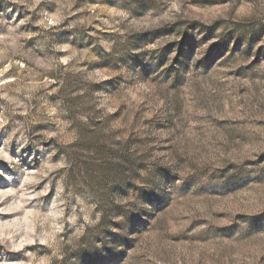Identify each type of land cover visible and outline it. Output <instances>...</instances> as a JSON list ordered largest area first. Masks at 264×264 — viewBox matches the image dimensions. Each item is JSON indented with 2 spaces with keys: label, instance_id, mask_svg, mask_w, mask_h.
I'll list each match as a JSON object with an SVG mask.
<instances>
[{
  "label": "rangeland",
  "instance_id": "rangeland-1",
  "mask_svg": "<svg viewBox=\"0 0 264 264\" xmlns=\"http://www.w3.org/2000/svg\"><path fill=\"white\" fill-rule=\"evenodd\" d=\"M0 264H264V0H0Z\"/></svg>",
  "mask_w": 264,
  "mask_h": 264
}]
</instances>
